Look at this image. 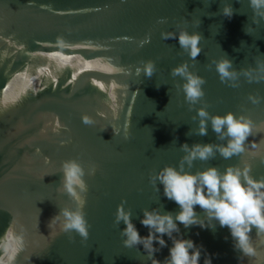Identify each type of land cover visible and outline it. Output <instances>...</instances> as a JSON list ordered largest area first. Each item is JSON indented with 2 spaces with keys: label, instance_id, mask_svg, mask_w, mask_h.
Masks as SVG:
<instances>
[{
  "label": "water",
  "instance_id": "1",
  "mask_svg": "<svg viewBox=\"0 0 264 264\" xmlns=\"http://www.w3.org/2000/svg\"><path fill=\"white\" fill-rule=\"evenodd\" d=\"M224 2L0 0V264H150L142 246L122 244L124 225L115 224L114 215L125 202L146 235L142 209L177 210L149 175L176 165L184 142L223 143L210 124L207 135L190 132L198 126L193 116L201 106L212 114L243 113L254 124L243 153L229 159L217 153L194 161L192 170L247 162L253 177L264 178V100L249 99L264 97V79L245 75L261 74L264 18L254 16L249 0H227L234 12L225 17ZM185 28L202 36L196 58L175 38H161L162 32ZM224 55L239 72L237 87L222 82L212 63ZM149 59L155 62L151 77L142 71ZM185 62L206 81L203 105L190 108L182 77L171 74ZM85 115L92 123L83 121ZM69 158L86 169L97 165L94 175L85 176L86 239L61 232L58 222L48 227L60 208L73 204L58 190L61 162ZM180 227L185 238L204 246L212 264H238L241 254L227 227ZM20 233L23 248L17 247ZM251 235L264 250L255 228ZM167 254L164 247L155 255L163 260ZM239 264L255 261L241 257Z\"/></svg>",
  "mask_w": 264,
  "mask_h": 264
},
{
  "label": "clouds",
  "instance_id": "2",
  "mask_svg": "<svg viewBox=\"0 0 264 264\" xmlns=\"http://www.w3.org/2000/svg\"><path fill=\"white\" fill-rule=\"evenodd\" d=\"M249 6L253 9L255 17L264 18V0H249ZM233 12L231 3L226 0L220 13L231 18ZM165 20L164 17L160 18L161 22ZM198 21L200 23V20ZM245 31L249 32L248 25ZM161 38L165 40L175 38L180 48L192 58H196L201 52L199 41L202 36L199 32H189L185 28L178 33L162 32ZM212 63L222 82L232 87L238 86L239 72L232 66V60L227 55L213 60ZM154 70L153 60L149 59L143 63L142 71L145 76L151 77ZM140 71L141 68L138 67L137 74ZM171 74L182 77V91L190 108L204 104L205 91L202 85L206 81L202 76L192 72L186 62L173 67ZM245 75L249 76V79H264V65H261L259 76L253 77L249 72H245ZM249 99L253 103H260L264 97L250 94ZM82 119L85 123H92V119L87 115ZM193 119L197 120L198 126L190 132L207 135L210 124L216 133V139L223 143L196 142L189 145L184 142L180 145L183 155L176 165L165 164L149 175V180L156 191H160L162 187L163 195L174 201L178 208L175 211L161 210L159 207L142 209V216L139 219L140 224L148 229L146 235L140 234L131 218V210L124 206L125 202L118 205L114 223L119 226L122 222L124 225L120 229L122 244L128 248L142 246L150 264H200L202 255L203 264H212L211 255L204 246L197 244L191 238H185L181 233L180 225L182 224L185 229L191 226L214 229L218 224L220 227L228 228L232 246L241 254L238 256V264L241 257L254 258L255 264H264V250L257 248L251 235L255 228L260 243L264 244V178L253 177L247 162L242 167L226 165L222 170L212 164L192 170L193 162L196 160L208 161L217 153L229 159L243 153L244 142L251 134L254 122L243 113L228 111L222 115L212 114L206 106L197 108ZM113 133L117 134L115 130ZM125 138H128L126 132ZM261 159L264 160V157ZM60 168L62 176L58 190L66 193L73 204L60 208L59 212L49 219L48 227L51 228L58 222L61 232L74 231L81 238L86 239L90 225L84 212L88 191L85 176L94 175L97 165L89 163L86 169L78 159L69 158L61 162ZM196 206H199L201 211H197ZM165 236L171 241L170 246ZM16 240L17 247L23 248V233L18 234ZM164 247H168V254L160 260L155 254ZM12 259V256L8 257L9 261Z\"/></svg>",
  "mask_w": 264,
  "mask_h": 264
}]
</instances>
